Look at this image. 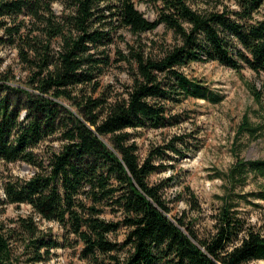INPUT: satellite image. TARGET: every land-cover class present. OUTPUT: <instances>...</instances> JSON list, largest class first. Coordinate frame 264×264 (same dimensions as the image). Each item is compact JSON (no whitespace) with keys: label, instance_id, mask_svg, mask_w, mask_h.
Listing matches in <instances>:
<instances>
[{"label":"trees","instance_id":"1","mask_svg":"<svg viewBox=\"0 0 264 264\" xmlns=\"http://www.w3.org/2000/svg\"><path fill=\"white\" fill-rule=\"evenodd\" d=\"M56 1L0 0V161L34 170L28 178L1 181L0 208L26 204L32 214L12 219L9 227L0 220V264H48L59 248H78L84 264L264 260V214L257 225L242 210H264V183L244 190L264 179V159L240 156L263 135L264 122L241 120L235 160L219 175L223 192L211 225L185 212L170 215L164 188L173 176L149 182L197 145L174 135L140 157L135 141L137 130L181 123L174 107L186 99L222 100L185 72L189 64L217 62L264 74V0H146L152 19L133 0L59 1V14ZM159 26L169 42L131 45L122 38V31L139 36ZM6 47L24 66L23 81L10 67L2 69ZM112 64L127 79L116 88L101 86ZM250 89L259 102L264 84ZM184 192L190 210L199 213L193 191L185 186ZM36 219L55 222L61 233L39 228Z\"/></svg>","mask_w":264,"mask_h":264},{"label":"rangeland","instance_id":"2","mask_svg":"<svg viewBox=\"0 0 264 264\" xmlns=\"http://www.w3.org/2000/svg\"><path fill=\"white\" fill-rule=\"evenodd\" d=\"M59 1L65 0H57L53 3V9L58 14L62 9ZM133 2L146 18H153V12L146 0H133ZM122 38L124 42L131 45L138 40L141 44L152 40L160 45L163 40L170 41V34H164V28L159 26L154 31L145 32L139 36L122 31ZM124 42L119 43L120 48H124ZM1 55L4 59L2 69L10 67L16 79L23 81L27 73L18 61L15 50L6 47L1 51ZM184 70L189 76L197 78L210 89L220 93L222 100L213 104L202 99H186L174 107V112L179 113L183 118L181 123L162 129L137 130L135 141L140 157L146 155L151 145L162 144L174 135H183L188 145H197L195 151H187L184 156H176L174 160H170L169 163L174 166L173 169L151 175L149 182L156 183L173 176L169 185L164 188V196L171 207L170 215L179 217L185 212L188 219L195 218L201 225H211V214L219 202L217 195L223 192L224 181L219 175L226 172L235 160L232 148L241 120L247 116L253 125L264 122V93L258 102L250 89V87H255V90L261 89L264 84V74H257L248 68L236 72L217 62L191 63ZM126 79V74L116 64H112L100 76L99 81L101 86L110 85L116 88ZM240 156L246 160L264 159V133L259 138L249 141L248 145L242 149ZM33 171L32 167L22 162L5 164L0 161V195L3 197L1 181L6 176L28 178ZM260 183H264V179L251 180L245 185L244 190H255ZM185 186H189L195 194L200 206L199 213L190 210L186 202ZM260 203L264 205V202ZM242 210L253 223L257 225L262 223L264 210L254 209L250 205H242ZM31 214L32 211L26 204H5L0 208V220L7 227L12 224L10 222L12 219ZM106 217L111 218V215ZM37 222L41 229L51 228L54 234L61 233V229L55 222L44 220ZM121 238L120 234L118 239ZM77 249L54 250L48 264H84L78 258ZM21 253L22 249L19 247L14 255L18 257ZM23 258L22 256L19 259ZM249 264H264V260H254Z\"/></svg>","mask_w":264,"mask_h":264}]
</instances>
